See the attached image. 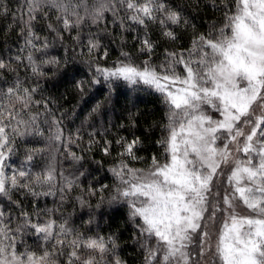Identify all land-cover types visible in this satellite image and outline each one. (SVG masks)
<instances>
[{
    "label": "snow or ice",
    "instance_id": "snow-or-ice-1",
    "mask_svg": "<svg viewBox=\"0 0 264 264\" xmlns=\"http://www.w3.org/2000/svg\"><path fill=\"white\" fill-rule=\"evenodd\" d=\"M221 6L219 22H212L206 32H197L193 25L189 45L179 51L165 48L159 64L153 62L156 44L145 36L139 52L147 59L137 63L121 49L111 66H102V37L91 28L101 23L106 28L109 14L122 32L158 25L161 35L173 42L177 36L171 26L187 27L189 21L167 0H22L15 10L0 0V15L12 16L9 29L19 28L21 52H27L16 60L26 59L33 76L45 75L42 66L60 67L57 57L46 54L49 36L35 30L41 18L54 17L55 23L46 25L54 40L63 42L67 33L81 53L86 49L90 57L96 54L85 61L94 67L92 84L100 83L102 76L109 87L113 80H123L163 97L165 134L157 141L162 154L153 155L146 167H133L129 160H144L137 155L142 141L122 137L115 142L120 151L110 169L116 182L109 202L127 204L144 264H264V0H221ZM68 63L64 61L65 69ZM0 71L16 69L0 59ZM86 84L76 81V88L83 92ZM36 90L18 77L6 90L0 89V194L9 198L21 189L34 197L55 195L52 189L58 187L51 165L35 177L23 169L11 175L6 171L17 138L43 134L38 114L24 118L31 113ZM44 106L47 110V102ZM48 139L63 141L55 119ZM111 143L104 147L105 155H111ZM64 181L62 194L74 187L73 180ZM106 188L102 185L99 191ZM96 191L92 188L88 194ZM77 199L82 206L86 203L83 197ZM36 216L33 222L31 214L22 211L13 227L11 217L0 212V264H126L114 236H88L67 219ZM18 234L20 243L24 234L36 235L43 243L21 250Z\"/></svg>",
    "mask_w": 264,
    "mask_h": 264
},
{
    "label": "trees",
    "instance_id": "trees-1",
    "mask_svg": "<svg viewBox=\"0 0 264 264\" xmlns=\"http://www.w3.org/2000/svg\"><path fill=\"white\" fill-rule=\"evenodd\" d=\"M5 2L15 10L22 0ZM167 3L180 10L189 21L187 27L171 26L177 36L174 42L161 35L158 25L149 24L147 30L132 26L135 30L122 32L119 24L113 25L109 14L106 28L103 23L91 28L93 33L102 37L104 46L100 49L98 63L111 66L120 56L121 49L130 53L137 63L142 62L147 56L140 54L139 49L141 41L147 36L156 44L153 62L159 64L165 48L179 51L189 45L193 25L197 32H206L212 22L222 19V10H218V6L222 7L221 0H167ZM49 22L55 23V18L51 21L41 18L35 30L41 37L49 36L50 47L46 54L57 57L61 64L59 68L42 66L45 75L33 76L26 59L24 63L16 60L17 56L27 55L26 51L21 52L24 42L18 35L19 28L13 26L9 29V25L14 24L12 16L0 15V59L10 61L11 67L16 69L14 72L0 71V89L6 90L17 77L24 86L37 89L33 94L31 113H25L24 118L38 114L37 123L43 133L17 138L13 155L6 161V171L11 175L12 171L23 169L35 177L51 165L55 168L54 184L58 187L52 189L55 195L48 196L34 197L22 189L13 191L11 198L0 194V212L4 213L5 218L11 217L13 227L22 219V211L31 214L33 222L37 219L36 213L40 214L41 220L67 219L73 228L85 235L114 236L117 252L126 264H144V253L137 238L138 229L129 219L127 204L109 202L110 190L116 182L110 169L120 151L115 142L122 137L129 141L138 137L142 141L137 155L144 157V160H129L133 167H146L153 155L162 154L163 149L157 141L165 134L162 132L166 123L163 97L150 87L142 84L130 86L123 80H113L109 87L102 76L99 77L100 83L92 84L94 67L90 69L85 61L96 54L90 57L86 49L81 53L76 41L67 33L63 42L54 40L47 31ZM88 32L89 28L86 27L83 35L86 37ZM75 34L72 33L73 36ZM105 48L108 50L107 59L104 58ZM36 55L43 58L39 53ZM65 60L69 62L67 69ZM79 80L87 82L83 92L76 88V81ZM98 104L99 109L93 111ZM53 119L59 122V128L63 131L62 142L53 143L48 139ZM69 138L72 141L70 144ZM108 141L112 142L111 155H105L103 151ZM66 144L67 148L64 147ZM70 153H75L80 159H73ZM29 154L32 155L31 160L27 159ZM64 178L73 180L74 187L62 194L59 188L65 187ZM102 185H108L103 192L99 191ZM92 188L97 190L95 195L88 194ZM44 190H48L47 185ZM101 196L104 197L103 202ZM77 197H83L86 203L82 206ZM42 243L36 235L24 234L20 247L21 250L25 247L36 249Z\"/></svg>",
    "mask_w": 264,
    "mask_h": 264
}]
</instances>
